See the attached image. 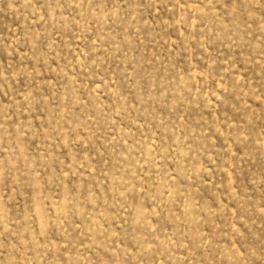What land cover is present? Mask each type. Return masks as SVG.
<instances>
[{"label": "rangeland", "instance_id": "rangeland-1", "mask_svg": "<svg viewBox=\"0 0 264 264\" xmlns=\"http://www.w3.org/2000/svg\"><path fill=\"white\" fill-rule=\"evenodd\" d=\"M0 264H264V0H0Z\"/></svg>", "mask_w": 264, "mask_h": 264}]
</instances>
